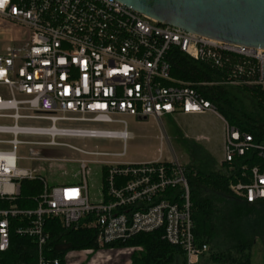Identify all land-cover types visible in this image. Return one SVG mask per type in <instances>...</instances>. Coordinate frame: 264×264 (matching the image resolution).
I'll use <instances>...</instances> for the list:
<instances>
[{
    "label": "built area",
    "instance_id": "2783aa9c",
    "mask_svg": "<svg viewBox=\"0 0 264 264\" xmlns=\"http://www.w3.org/2000/svg\"><path fill=\"white\" fill-rule=\"evenodd\" d=\"M0 27L17 30L16 38L0 42V122H8L0 123V200L15 202L22 181L41 183L35 209L11 204L0 210V253L8 250L16 221L13 231L33 241L37 264H59L44 258L49 238L45 221L58 219L65 229L77 230L92 217L85 226L96 230L98 248L120 244L136 251L131 245L136 236L160 232L162 241L183 252L186 264H197L208 246L196 242L185 170L172 159L72 160L80 166V182L56 187H48L37 171L20 163L48 161L35 155L47 148L119 159L133 137L126 120L207 113L224 124L223 164L230 166L250 151L262 157L264 146L229 127L194 88L206 83L171 77L167 56L177 50L207 65L222 73L221 84L264 89V50L159 24L115 0H0ZM73 139L119 140L123 147L114 154L87 152L67 143ZM18 147L32 156L19 158ZM89 163L104 170L97 205L88 198ZM240 178L249 182L231 184L233 195L248 204L264 202V169L242 167Z\"/></svg>",
    "mask_w": 264,
    "mask_h": 264
},
{
    "label": "trees",
    "instance_id": "16d2710c",
    "mask_svg": "<svg viewBox=\"0 0 264 264\" xmlns=\"http://www.w3.org/2000/svg\"><path fill=\"white\" fill-rule=\"evenodd\" d=\"M167 60L171 65V77L193 85L206 83L205 87L195 85L194 88L212 104L229 127L249 134L254 144L264 146V89L221 84L222 73L189 59L177 50H172ZM179 138L190 158V164L184 170L189 185L196 242L199 245L206 244L213 250L210 259L214 264H252V250L258 240L264 253V202L248 204L234 196L229 186L239 181L248 183L247 178H240L242 167L250 170L257 166L263 170L264 156L250 151L235 159L230 166L223 163L218 166L196 142L188 141L181 135ZM20 186L16 201L9 203L0 200V210L8 209L11 204L21 210L35 209L34 200L41 193V183L22 181ZM92 219L89 217L80 222L77 230L65 229L58 219L46 220L44 230L49 238L44 258L57 259L59 264H65L63 258L69 252H97V232L85 226ZM15 223L13 221L11 224L13 228ZM13 228L8 250L0 253V264H37L33 241L16 235ZM131 245L143 249L142 253L132 256V264L186 262L179 248L161 240L160 232L138 235ZM123 247L125 245L114 244L105 249Z\"/></svg>",
    "mask_w": 264,
    "mask_h": 264
},
{
    "label": "rangeland",
    "instance_id": "374dc122",
    "mask_svg": "<svg viewBox=\"0 0 264 264\" xmlns=\"http://www.w3.org/2000/svg\"><path fill=\"white\" fill-rule=\"evenodd\" d=\"M16 37L17 30L15 28L0 27V42H10ZM19 38H21L20 35ZM126 121L128 124V131L133 134V137L127 141L125 146V156L122 158H94L84 156L66 148H47L44 151H39L37 155H43V157H46L47 159L51 157L61 158V160H48L44 162L22 161L20 166L37 171L38 176L46 182L48 187L76 184L80 182V166L77 162H73L79 160H87L91 162L109 161L120 163H142L152 162L162 158L163 161L172 159L185 169L190 164V158L180 144L179 135L183 136L188 141L196 142L211 156V158L215 160L218 166L222 163L224 124L218 116L207 113L198 116H176L164 118L161 121H155L153 119L142 121L138 119H128ZM160 137L163 138L162 141L160 140ZM67 143L83 151H98L110 154L121 152L123 147L122 142L119 140L73 139L68 140ZM159 150H161V154L159 153ZM17 156L26 159L32 156V154L25 147H18ZM86 171L89 202L92 205H97L102 199L100 192L104 170L102 175V165L89 163ZM98 249L97 252H93L92 250L69 252L63 258L64 263L124 264V254H128L125 257H129L130 263L132 264V256L143 252V249L140 246L136 247V251L127 248H125V250L122 248ZM209 250L208 246V252L199 259L197 264H214L210 259V256H212L211 251L213 252V250ZM252 256V264H264L263 248L259 240L253 247ZM172 264L182 263L179 261Z\"/></svg>",
    "mask_w": 264,
    "mask_h": 264
},
{
    "label": "water",
    "instance_id": "95a60500",
    "mask_svg": "<svg viewBox=\"0 0 264 264\" xmlns=\"http://www.w3.org/2000/svg\"><path fill=\"white\" fill-rule=\"evenodd\" d=\"M159 24L247 49L264 50V0H115Z\"/></svg>",
    "mask_w": 264,
    "mask_h": 264
},
{
    "label": "crops",
    "instance_id": "0c3cea01",
    "mask_svg": "<svg viewBox=\"0 0 264 264\" xmlns=\"http://www.w3.org/2000/svg\"><path fill=\"white\" fill-rule=\"evenodd\" d=\"M140 121L142 120H147V119H138ZM222 146H223V143H222ZM39 151L35 152V155L38 156V157H42V158H46V157H43V155H37ZM123 249V248H122ZM125 250V249H124ZM128 255V254H124V264H131L130 263V258H126L125 256Z\"/></svg>",
    "mask_w": 264,
    "mask_h": 264
},
{
    "label": "flooded vegetation",
    "instance_id": "af4514ba",
    "mask_svg": "<svg viewBox=\"0 0 264 264\" xmlns=\"http://www.w3.org/2000/svg\"><path fill=\"white\" fill-rule=\"evenodd\" d=\"M45 159H47V158H45ZM48 160H54V161H59V160H61V158H54V157H51V158H48Z\"/></svg>",
    "mask_w": 264,
    "mask_h": 264
},
{
    "label": "bare ground",
    "instance_id": "6f19581e",
    "mask_svg": "<svg viewBox=\"0 0 264 264\" xmlns=\"http://www.w3.org/2000/svg\"><path fill=\"white\" fill-rule=\"evenodd\" d=\"M234 184V183H233ZM172 264V263H171Z\"/></svg>",
    "mask_w": 264,
    "mask_h": 264
}]
</instances>
